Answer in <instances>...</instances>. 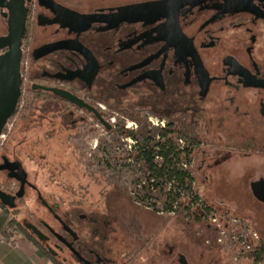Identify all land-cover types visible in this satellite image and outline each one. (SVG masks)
<instances>
[{"label":"flooded vegetation","instance_id":"obj_1","mask_svg":"<svg viewBox=\"0 0 264 264\" xmlns=\"http://www.w3.org/2000/svg\"><path fill=\"white\" fill-rule=\"evenodd\" d=\"M24 5L17 110L29 104L57 109L76 129L97 120L43 89L58 88L100 114L104 104L114 112L138 111L189 128L198 140V170L213 169L211 153L220 143L240 160L264 159V0H28ZM7 13L0 7V36L7 34ZM3 157L9 159L1 154L0 163ZM0 172L7 178L0 188L8 190L15 180ZM260 180L262 173L251 177V193ZM26 187L35 189L60 225L54 231L65 243L43 220L36 221L48 237L46 245L67 251L78 264L130 262L134 251L128 243H122L120 257L114 252L116 237L108 241L114 229L108 221L100 225L92 213L60 216L57 204L48 206L36 188Z\"/></svg>","mask_w":264,"mask_h":264},{"label":"rangeland","instance_id":"obj_2","mask_svg":"<svg viewBox=\"0 0 264 264\" xmlns=\"http://www.w3.org/2000/svg\"><path fill=\"white\" fill-rule=\"evenodd\" d=\"M34 108L29 104L16 110L10 117L5 138L0 139V155L5 154L9 159L21 162L28 181L45 203L53 208L55 204L58 205V208H54L58 215L61 216L65 212L77 215L92 213L97 215L100 225L103 221H108L109 226L114 227L109 231L108 241L114 237L118 240V249L115 247L114 252L122 257L124 243H128L129 249L134 251L132 259L126 264H182L179 261L180 255H184L188 264H210V258L206 259L204 247H201L209 245L205 242L209 238L208 227H205L206 222L201 217L196 219L192 228L183 223L188 220L185 213H153L151 209L139 207L131 200L133 183L122 179V184H128V192L123 193L120 186L114 182H106L101 173L95 172L93 167V172L86 168L88 160L103 156L101 148H91L95 138L99 147L101 143H106L104 147L108 148L110 145L109 150L113 155L112 146L116 145L119 127L101 134L102 132L96 131L92 124L77 125V129L72 132L74 134L70 136L71 129L67 130L62 118L63 111H34ZM116 118L119 126L127 119L134 120L138 127L137 120L123 112L118 111ZM140 118L146 122L145 118ZM76 134H83L82 142ZM219 145L221 147L211 153L215 161L213 169L205 171V174L201 173L202 175L192 169L194 190L204 201H212L216 211L233 210L250 219L259 231L264 233V202L257 201L249 188L253 175H264V159L252 157L240 160L229 155L232 151L226 148L225 144ZM192 157L196 163L194 153ZM6 179L5 174L0 172V183H6ZM7 186V192L18 189V183L15 181ZM16 208L19 214L9 213V218L16 216L20 221L29 219L33 223L41 219L54 230L60 229L57 220L37 198L35 189L26 187L23 201H16ZM159 217L165 219V224L158 222ZM162 224L164 225L159 228ZM8 232L3 234L7 240L15 242L25 239L19 231L8 229ZM43 245L46 246V242H43ZM50 247L56 252L53 257L62 264H78L67 251L58 252L53 246ZM38 254L40 264H55L39 252ZM215 258L212 261H215ZM263 259L264 256L261 257V260ZM228 261L231 264L229 259ZM216 264L223 263L219 261Z\"/></svg>","mask_w":264,"mask_h":264},{"label":"trees","instance_id":"obj_3","mask_svg":"<svg viewBox=\"0 0 264 264\" xmlns=\"http://www.w3.org/2000/svg\"><path fill=\"white\" fill-rule=\"evenodd\" d=\"M112 108L117 107L112 106ZM118 111L127 114L138 122L137 131L133 135L139 143L134 157L136 165H130L125 161H120V156L110 153V145L108 148L104 147L101 143L99 148H101L103 156H97L94 159L88 160L86 162V168L88 170L90 169L91 172L95 170V172L101 173L106 182H114L118 187L120 186V189L122 188L123 193L128 192V184H122V179H125L126 182L133 183L134 189L132 190L130 198L137 206L151 209L154 212L165 215L180 212L185 213V216H188V220L183 223L194 228L196 219L201 214L207 213L209 208L212 209L215 207L212 201H204L193 190V176L188 169L181 166V163L190 161L189 155L194 153L197 173L199 175L201 173L205 174V170L197 169L199 160L201 159L198 154L197 138L189 128L169 123L165 128L151 129L140 118L138 111L123 109H118ZM118 130H121V128L119 127ZM156 135L159 136V139L155 138ZM181 135L186 139V143L182 148L178 143V137ZM76 136L82 142L83 134H76ZM92 167L93 170H91ZM12 193H15V191H12ZM23 197L16 199V201L22 202ZM201 198L203 205L198 203V200ZM158 200L160 201L159 204ZM191 204H194L193 206H196V208L190 210ZM14 212L19 214L16 204L13 208H9L0 202V233L6 235L9 233L8 229L19 231L42 256L49 258L55 264H62L47 251L43 245L44 241L39 240L35 234L25 227V222H30L35 225L38 223H33L29 219L20 221L16 216L9 218L8 214ZM233 213L237 216L244 217L252 228L258 231L262 240L260 257L264 256V239L262 238V233L245 216H241L235 211ZM205 227H208L207 223ZM195 232L196 230H194ZM210 235H212L211 230ZM200 244L203 245L202 243ZM201 247H204L203 252L206 254V259L210 258V260L207 259L210 261V264H216L219 261L223 264H229V258L223 253L220 245L211 243L208 246L204 245ZM213 258H215V261H212Z\"/></svg>","mask_w":264,"mask_h":264},{"label":"water","instance_id":"obj_4","mask_svg":"<svg viewBox=\"0 0 264 264\" xmlns=\"http://www.w3.org/2000/svg\"><path fill=\"white\" fill-rule=\"evenodd\" d=\"M25 1L28 0H0V7H6L8 9L6 19L7 34L0 36V49L7 48L6 52L0 54V133L6 121L15 114L21 92L19 63L21 55V38L25 34L27 12V8L24 5ZM43 89L69 100L78 107H84L86 110L92 112L101 124L107 129H110V124L104 120L102 115L95 108L87 105L75 95L58 88ZM3 170L7 171L6 176L9 179H13L18 183V189L15 193H9L0 188V202L9 208H13L16 204V199L23 197L25 186L30 185V183L27 179V173L24 171L19 160H9L6 157H3L2 163H0V171ZM251 190L253 196L257 200L264 202L263 180L252 183ZM44 224L49 231L58 238V240L65 243L61 234L55 232L47 223ZM25 227L35 234L39 240H47L48 237L34 224L25 222ZM67 246L74 254H76V256H78V258H80L79 254L71 247V245L67 244ZM46 247L48 250H52L48 245H46ZM179 261L182 264H188L184 255L179 256Z\"/></svg>","mask_w":264,"mask_h":264},{"label":"built area","instance_id":"obj_5","mask_svg":"<svg viewBox=\"0 0 264 264\" xmlns=\"http://www.w3.org/2000/svg\"><path fill=\"white\" fill-rule=\"evenodd\" d=\"M99 107L101 109L102 117L108 124H110V129H107L96 119L91 120L92 125L95 126L96 131H99V133L101 131V134L111 132L113 129L120 127L121 130H118L116 133V145L112 146V152L116 156H120V161H125L130 165H136L134 157L139 143L133 135L137 131V123L134 120L131 121L125 119L123 120V124L119 126L116 118L117 112L109 110L104 104H99ZM110 112H112V114ZM141 117L146 119L148 128H165L167 126L165 119L150 114L145 116L141 115ZM7 127L8 121L5 123L4 128L0 133L1 140L5 138V130ZM155 138L159 139V136L156 135ZM178 143L182 148L186 143V139L183 136H179ZM104 144L102 143V145ZM91 148L93 150L99 148V146H97L96 138L94 139ZM189 159L190 161L181 163V166L188 169L193 176L195 163L192 154L189 155ZM192 187L194 190V180L192 182ZM196 193L198 194V192ZM198 203L203 205L202 198L198 200ZM193 205L194 204H191V209L196 208V206ZM200 217L208 224L209 238L205 240L206 244L214 243L220 245L222 251L231 261V264H242L247 262H249L248 264H261L262 260L260 253L262 240L258 231L252 228L246 219L235 215L230 209L218 212L215 210V207L212 209L209 208V211L205 214H201ZM210 230L212 231V235H210Z\"/></svg>","mask_w":264,"mask_h":264},{"label":"crops","instance_id":"obj_6","mask_svg":"<svg viewBox=\"0 0 264 264\" xmlns=\"http://www.w3.org/2000/svg\"><path fill=\"white\" fill-rule=\"evenodd\" d=\"M34 111L36 108L32 109ZM67 126V130L72 132L76 130L71 120L62 115ZM233 212V210H232ZM237 213V212H236ZM0 264H40L38 251L26 240L18 241L7 240L0 233Z\"/></svg>","mask_w":264,"mask_h":264}]
</instances>
